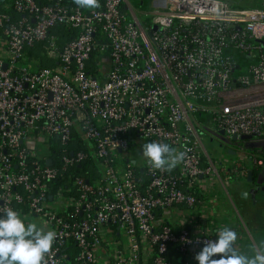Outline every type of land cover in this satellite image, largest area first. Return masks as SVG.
<instances>
[{
	"label": "built area",
	"instance_id": "built-area-1",
	"mask_svg": "<svg viewBox=\"0 0 264 264\" xmlns=\"http://www.w3.org/2000/svg\"><path fill=\"white\" fill-rule=\"evenodd\" d=\"M65 1L74 2L0 0V215L12 208L57 233L47 264H191L217 232L176 230L162 215L205 203L196 190L218 173L203 166L199 133L225 145L249 136L242 142L264 168V9L154 0L157 30L147 32L121 11L124 0L86 13ZM57 25L78 33L62 49L50 37ZM47 40L54 67L25 61ZM232 52L257 54L246 74L234 76ZM152 141L184 160L153 169L142 155ZM87 160L88 179L71 174Z\"/></svg>",
	"mask_w": 264,
	"mask_h": 264
},
{
	"label": "crops",
	"instance_id": "crops-1",
	"mask_svg": "<svg viewBox=\"0 0 264 264\" xmlns=\"http://www.w3.org/2000/svg\"><path fill=\"white\" fill-rule=\"evenodd\" d=\"M153 1L154 0H124L121 11L130 20H133L137 26L148 32L151 26L152 6H155V3L152 4ZM221 1H225L234 7L240 8H242L245 2H248L250 5L257 4L255 6L258 7L252 9H264V0H259L258 3H249L253 2V0ZM244 9H251V7ZM232 55L236 62L234 76L246 74L248 72V67L255 63L257 57V54L254 52L246 55L232 52ZM252 57H254V61H250ZM207 120H209V118H207V115H204V119H199L198 121L203 126H207ZM200 133L211 138L210 134L207 132ZM225 147L226 155L220 158L217 165L209 160V162L215 166L218 173L214 176L212 187L204 192L202 190H196L197 195L201 196L205 201L204 205L195 210L194 213H187L184 210L168 211L162 216L164 220L170 223L176 230H179L182 226L191 228L194 223L197 224L196 229L201 231L206 229L207 225L211 226V229H214L215 232L224 226L230 227L238 233L239 238L236 247L240 249L239 244L242 243V245L249 248L247 254L250 256L253 247L258 245L259 242L264 241V190L257 192L255 200H253L249 194L250 191H248L251 186L246 184L249 172L252 173V178L257 177V166L252 162L253 155H256L257 149L250 151V153L246 152L243 154L239 152L241 151V147H245L243 142H231L225 145ZM205 165H207V163L204 159L203 166ZM244 172L247 174L244 175ZM243 194H247V196ZM204 206L205 210H202ZM202 212L207 215L208 220L207 218H200L203 216ZM215 215V222L211 221V217H215ZM196 218H198L197 221ZM170 258L172 260L179 259L173 248L170 250ZM191 261V264H198L195 258Z\"/></svg>",
	"mask_w": 264,
	"mask_h": 264
},
{
	"label": "clouds",
	"instance_id": "clouds-1",
	"mask_svg": "<svg viewBox=\"0 0 264 264\" xmlns=\"http://www.w3.org/2000/svg\"><path fill=\"white\" fill-rule=\"evenodd\" d=\"M74 2L80 7H99V0ZM142 155L153 169L171 171L184 160L186 152L152 141L142 145ZM238 238V233L230 227L218 229L215 239L204 241L196 261L198 264H264V241L254 246L249 256L236 247ZM56 239L54 230L26 222L19 211L7 208L0 215V264H47L46 257Z\"/></svg>",
	"mask_w": 264,
	"mask_h": 264
},
{
	"label": "trees",
	"instance_id": "trees-1",
	"mask_svg": "<svg viewBox=\"0 0 264 264\" xmlns=\"http://www.w3.org/2000/svg\"><path fill=\"white\" fill-rule=\"evenodd\" d=\"M39 4H47V0H36ZM104 0H99V7L95 9L101 8ZM65 3L69 6L76 5L74 2H68L65 1ZM82 10L86 13L89 9L87 7H81ZM78 33L76 31H70L69 29L65 28L63 25H57L50 31V37L56 42L59 49H62L65 44L70 42L71 40L75 39L77 37ZM49 39V38H48ZM48 44V40L45 42H41L38 44H35L32 48H28L25 50L24 57L25 61L27 62H36V66L38 67H46V68H52L55 66L56 61H52L48 58H46L44 47ZM93 69V68H92ZM198 119H204V115H199ZM78 144V143H77ZM80 148V145L78 144V147L72 148V151L78 150ZM56 148H51V151L53 155L57 152L55 150ZM204 160V159H203ZM94 167L93 160H87L85 163L75 166L70 170L71 174L73 175H82L87 177V171L92 170ZM58 181V180H57ZM62 183V180L56 183V187ZM195 193V191H194ZM183 211V210H181Z\"/></svg>",
	"mask_w": 264,
	"mask_h": 264
},
{
	"label": "rangeland",
	"instance_id": "rangeland-1",
	"mask_svg": "<svg viewBox=\"0 0 264 264\" xmlns=\"http://www.w3.org/2000/svg\"><path fill=\"white\" fill-rule=\"evenodd\" d=\"M259 0H253V2H249V3H258ZM257 4H248V2H245L242 5V8H256L258 6H255ZM240 8V7H237ZM47 58V57H46ZM250 61H254V57L251 58ZM32 64L36 65V62H31ZM25 65V64H23ZM208 121V120H207ZM210 123V121H208ZM200 136V141L202 143V147L204 148V159L206 161V163H209L208 161L211 160L215 165H217L218 161L220 160V158L224 155H226V147L225 144H223L219 139L215 138V137H208L202 133L199 134ZM242 148V149H241ZM239 152L245 154L246 152L250 153V151L256 149V148H252L250 146L245 145V147H241ZM129 153L131 155H133L135 153V150L133 148L130 149ZM202 210H205V206L203 207ZM208 211V210H206ZM209 212V211H208ZM216 219V215L215 217H211V221L215 222ZM26 222H35L38 224V226H41L38 221H36V219H27ZM42 227V226H41ZM211 227V226H210ZM240 247V251L243 252L244 254H247L248 252V247H245V245L239 244ZM253 254V251L250 253V256ZM248 255V254H247Z\"/></svg>",
	"mask_w": 264,
	"mask_h": 264
},
{
	"label": "water",
	"instance_id": "water-1",
	"mask_svg": "<svg viewBox=\"0 0 264 264\" xmlns=\"http://www.w3.org/2000/svg\"><path fill=\"white\" fill-rule=\"evenodd\" d=\"M151 30L152 31H156L157 28L155 26H151ZM237 30H241V28H237ZM148 35H149V37H151V34L150 33H148ZM5 67L6 66H4V69H5ZM219 135H220V138H224V133L223 132H220ZM249 138H250L249 136H240V137H238V136L235 135V136H232V138L230 140H227V142H235V143H237L238 141L242 142V141H244L246 139H249ZM47 165H51V162L50 161H47ZM251 175H252V173L249 172L247 182H250L251 181V179H250ZM257 192H258L257 190H251L249 192V194H250V196H251V198L253 200H255V195H256ZM243 195L244 196H247V194H243ZM49 199H51V198H49Z\"/></svg>",
	"mask_w": 264,
	"mask_h": 264
},
{
	"label": "flooded vegetation",
	"instance_id": "flooded-vegetation-1",
	"mask_svg": "<svg viewBox=\"0 0 264 264\" xmlns=\"http://www.w3.org/2000/svg\"><path fill=\"white\" fill-rule=\"evenodd\" d=\"M251 181L247 182L246 184L250 185L251 188L248 191L251 190H257L258 192L264 190V168L263 167H257V177H250Z\"/></svg>",
	"mask_w": 264,
	"mask_h": 264
}]
</instances>
